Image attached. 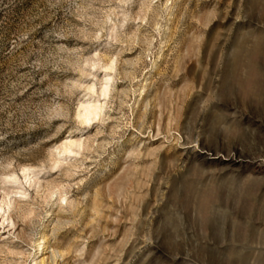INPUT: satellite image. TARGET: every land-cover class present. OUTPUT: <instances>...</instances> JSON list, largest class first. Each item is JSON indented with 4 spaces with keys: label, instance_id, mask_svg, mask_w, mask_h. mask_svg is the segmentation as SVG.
I'll return each instance as SVG.
<instances>
[{
    "label": "rangeland",
    "instance_id": "obj_1",
    "mask_svg": "<svg viewBox=\"0 0 264 264\" xmlns=\"http://www.w3.org/2000/svg\"><path fill=\"white\" fill-rule=\"evenodd\" d=\"M0 264H264V0H0Z\"/></svg>",
    "mask_w": 264,
    "mask_h": 264
},
{
    "label": "bare ground",
    "instance_id": "obj_2",
    "mask_svg": "<svg viewBox=\"0 0 264 264\" xmlns=\"http://www.w3.org/2000/svg\"><path fill=\"white\" fill-rule=\"evenodd\" d=\"M90 114V113H89Z\"/></svg>",
    "mask_w": 264,
    "mask_h": 264
}]
</instances>
